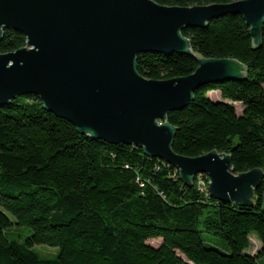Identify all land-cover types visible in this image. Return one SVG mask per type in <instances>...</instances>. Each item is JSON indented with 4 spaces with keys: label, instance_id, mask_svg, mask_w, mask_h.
<instances>
[{
    "label": "trees",
    "instance_id": "obj_1",
    "mask_svg": "<svg viewBox=\"0 0 264 264\" xmlns=\"http://www.w3.org/2000/svg\"><path fill=\"white\" fill-rule=\"evenodd\" d=\"M154 1L193 6L235 0ZM181 33L191 53L138 54V73L186 76L197 57H205L235 59L247 75L204 86L185 108L167 113L176 128L173 150L190 157L224 152L234 173L260 168L264 174V22L257 47L237 14ZM25 40L22 32L4 29L0 53ZM209 90L221 100L210 99ZM235 102L243 107L240 115ZM198 177L187 185L175 167L140 147L82 134L44 109L38 96H18L0 106V264H264V176L250 206L214 199L199 189ZM13 225L30 235L22 240ZM203 234L225 248L209 245ZM251 235L260 242L255 255L246 252ZM151 239L161 244L152 246ZM34 245L58 252L44 257Z\"/></svg>",
    "mask_w": 264,
    "mask_h": 264
},
{
    "label": "water",
    "instance_id": "obj_2",
    "mask_svg": "<svg viewBox=\"0 0 264 264\" xmlns=\"http://www.w3.org/2000/svg\"><path fill=\"white\" fill-rule=\"evenodd\" d=\"M225 14L240 15L253 47L261 44L264 0L193 6L154 0H0V40L7 28L26 37L24 46L0 53V106L36 95L44 109L78 132L140 147L175 167L187 185L204 174L211 197L250 206L263 171L234 173L230 154L216 150L194 157L176 153V128L166 119L200 88L246 77V66L232 58L197 57L189 75L148 79L136 64L138 54L191 53L182 30L204 27Z\"/></svg>",
    "mask_w": 264,
    "mask_h": 264
},
{
    "label": "rangeland",
    "instance_id": "obj_3",
    "mask_svg": "<svg viewBox=\"0 0 264 264\" xmlns=\"http://www.w3.org/2000/svg\"><path fill=\"white\" fill-rule=\"evenodd\" d=\"M207 96L214 101L215 100H221L220 94L216 90H209L207 92ZM234 105H235L237 114L240 115L242 113V110H243L241 103L235 102ZM205 183H206V186L208 187V182H205ZM10 230L13 234L18 235L19 237L22 236L23 237L22 240L25 237L30 235V229H28V228L17 227L16 225H13ZM203 239L206 243H208L211 246L225 248L220 239L213 237L210 234H203ZM147 243H149L152 246L157 247L161 244V239H151V240H148ZM33 248L35 251H37L39 254H41L44 257H53L58 252L57 248L50 247L47 245H34ZM259 248H260V242L257 239L256 235H251L250 236V247L248 248V250L246 252L251 254V255H255L256 251ZM259 264H261L260 261H259Z\"/></svg>",
    "mask_w": 264,
    "mask_h": 264
},
{
    "label": "built area",
    "instance_id": "obj_4",
    "mask_svg": "<svg viewBox=\"0 0 264 264\" xmlns=\"http://www.w3.org/2000/svg\"><path fill=\"white\" fill-rule=\"evenodd\" d=\"M197 175H199V177H198V186H199V189L201 191H207L208 192V187L206 186V183H205L206 181L203 178V176H206V175L201 174V173H199Z\"/></svg>",
    "mask_w": 264,
    "mask_h": 264
}]
</instances>
